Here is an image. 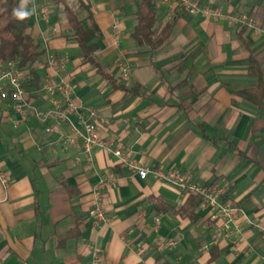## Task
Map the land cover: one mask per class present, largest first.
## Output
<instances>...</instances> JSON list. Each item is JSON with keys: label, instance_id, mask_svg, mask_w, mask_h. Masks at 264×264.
Here are the masks:
<instances>
[{"label": "crops", "instance_id": "obj_1", "mask_svg": "<svg viewBox=\"0 0 264 264\" xmlns=\"http://www.w3.org/2000/svg\"><path fill=\"white\" fill-rule=\"evenodd\" d=\"M67 1L85 29L98 26L96 55L109 77L83 61L55 0H30L29 31L44 52L21 110L0 104V172L9 178L0 183V264H91L94 250L99 264H264V0H213L245 23L156 0L154 30L171 31L152 53L131 38L134 0ZM60 79L96 111L111 143L91 160L61 138L84 134L76 115L61 124L37 115L51 106L45 82ZM171 168L228 186L239 211L227 228L199 194L156 177ZM96 203L105 221L94 223Z\"/></svg>", "mask_w": 264, "mask_h": 264}, {"label": "built area", "instance_id": "obj_2", "mask_svg": "<svg viewBox=\"0 0 264 264\" xmlns=\"http://www.w3.org/2000/svg\"><path fill=\"white\" fill-rule=\"evenodd\" d=\"M159 2L169 3L175 2L180 10L190 13L200 12L207 18L222 19L226 18L234 22H247L246 17L242 15H234L223 12L219 5L213 0H207V3L200 5L199 0H159ZM248 24H251L248 22ZM122 77L127 78L129 67L123 65ZM27 71L21 69L17 65L16 60L0 58V104L8 101L13 104L16 109L21 110L27 99V89L25 83L27 81ZM45 91L50 98V108L47 111L38 112L37 115L41 120H47L52 117L56 124L66 123L72 115H76L84 127V134L79 135L76 130L70 133L61 135V138L68 144L77 147L86 157L91 160L92 151L96 147H110V142L104 140L98 132V122L96 120L97 113L93 108L80 107L73 98V86L66 80L60 79L57 82H45ZM47 132H52L54 129L47 126ZM113 153L118 157L120 163L135 169L141 178L146 176L147 170L140 167L136 161L131 159L128 153H124L121 149H113ZM155 175L159 179L171 181L174 185L186 193L194 192L200 195L202 205L208 208L210 217L214 220L222 222L223 228H227L239 211V208L226 197L228 186L219 183H209L200 185L191 180V178L171 168L165 171L155 170ZM9 178L6 174L0 172V183L6 186ZM90 215L94 223L105 221L106 217L100 203H96L90 211ZM159 219L156 217L154 228L158 226ZM238 229V226L235 225ZM214 240H212L213 242ZM169 241L166 245H172ZM99 253L94 250L92 254L91 264H99Z\"/></svg>", "mask_w": 264, "mask_h": 264}, {"label": "trees", "instance_id": "obj_3", "mask_svg": "<svg viewBox=\"0 0 264 264\" xmlns=\"http://www.w3.org/2000/svg\"><path fill=\"white\" fill-rule=\"evenodd\" d=\"M136 9L134 12L135 24L131 38L138 46H145L150 53L160 48L168 39L171 24L168 23L159 31L154 30L156 0H134ZM62 7L67 22L72 29L71 38L78 43L84 62H89L96 71L104 77H109L107 71L101 66L97 51L98 45L94 38L99 37V28L94 22L85 29L82 20L78 18L75 10L67 0H55ZM19 5V0H0V58L17 61L19 68L27 71L26 89L36 84L38 76L36 66L44 50L32 38L28 18L24 21L15 20L12 17V9ZM250 71L259 73V68L251 61ZM259 103L258 99H254ZM158 209H169L170 206L158 203Z\"/></svg>", "mask_w": 264, "mask_h": 264}, {"label": "clouds", "instance_id": "obj_4", "mask_svg": "<svg viewBox=\"0 0 264 264\" xmlns=\"http://www.w3.org/2000/svg\"><path fill=\"white\" fill-rule=\"evenodd\" d=\"M29 2L30 0H19V5L12 9V17L15 20L24 21L33 14L32 11L27 10L26 6Z\"/></svg>", "mask_w": 264, "mask_h": 264}]
</instances>
